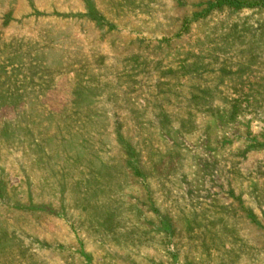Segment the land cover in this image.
Instances as JSON below:
<instances>
[{"label": "rangeland", "instance_id": "374dc122", "mask_svg": "<svg viewBox=\"0 0 264 264\" xmlns=\"http://www.w3.org/2000/svg\"><path fill=\"white\" fill-rule=\"evenodd\" d=\"M0 264H264V0H0Z\"/></svg>", "mask_w": 264, "mask_h": 264}]
</instances>
